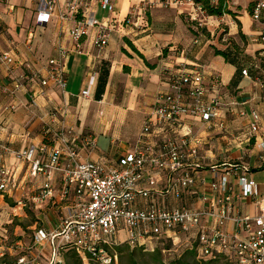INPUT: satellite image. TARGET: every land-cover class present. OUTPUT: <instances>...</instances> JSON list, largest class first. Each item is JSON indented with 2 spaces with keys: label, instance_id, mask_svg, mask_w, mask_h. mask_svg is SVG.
Instances as JSON below:
<instances>
[{
  "label": "built area",
  "instance_id": "built-area-1",
  "mask_svg": "<svg viewBox=\"0 0 264 264\" xmlns=\"http://www.w3.org/2000/svg\"><path fill=\"white\" fill-rule=\"evenodd\" d=\"M35 1L37 26L50 25L56 18L73 23L69 30L73 46L59 43L57 54L45 63H24L26 70L18 76L8 91L10 94L27 89V84L33 82L65 92L70 56L83 52V41L88 37H92L96 48H104L115 28L111 19L102 20L89 13L93 0ZM231 1L236 0H210L212 5L223 2L227 7ZM10 2L0 0V4L11 6ZM98 2L109 13L116 12L113 0ZM158 6L178 8L191 20L200 16L213 18L195 0H140V5L124 23L138 27L141 16ZM250 13L254 21L264 24V0H253ZM261 40L264 43V33ZM14 62L11 52H0V65L8 67ZM242 73L249 75L248 69ZM169 79V90L157 96L135 146L120 157L117 165L84 159L65 126L59 129L46 127L43 140L18 150L0 142V196L19 190V180L3 161L4 154L14 153L19 161L28 162L32 177L45 178L31 196L32 202L51 200L57 205L58 190L65 203L59 225L52 230L41 228L34 234V244H48L51 252L48 264L60 262L64 250L70 248L75 249L84 261H89L88 256H91L102 264H111L119 258L117 254L108 253L107 245L129 243L154 249L157 245L154 240L173 241L183 234L197 235L189 248L196 247L199 256L205 260L264 264V201H259L261 208L256 215L233 214L231 177L240 169H248L231 163L220 167L210 165L208 169L213 177L209 183L210 192L204 188L206 180L201 178L202 184L199 180V172L204 169L203 139L194 121L211 124L217 120L220 128L225 127L219 91L221 77L212 74L213 85L209 86L204 70L192 68L175 71ZM88 94V90H83V95ZM56 113L54 110L53 115ZM241 114L246 115L243 110ZM251 115L255 119L259 117L255 110ZM251 124L252 131L256 132L257 123ZM149 137L157 139L150 141ZM84 144L94 150L97 140L88 137ZM238 183L244 194L257 195L254 179L239 176ZM190 192L197 193L200 204L195 207L185 200V195ZM140 197L148 200L143 207L136 205ZM17 204L25 206L27 198L22 196ZM229 223L232 229L228 227ZM124 230L125 240L120 238ZM32 254L31 259L23 256L18 263L42 264L40 253Z\"/></svg>",
  "mask_w": 264,
  "mask_h": 264
},
{
  "label": "crops",
  "instance_id": "crops-1",
  "mask_svg": "<svg viewBox=\"0 0 264 264\" xmlns=\"http://www.w3.org/2000/svg\"><path fill=\"white\" fill-rule=\"evenodd\" d=\"M31 2L30 13L26 0H11V6L0 4V52H11L15 57V62L8 67L0 65V142L14 150L21 149L43 140L46 127L59 129L65 126L84 159L117 165L120 157L135 146L157 96L169 90L171 74L201 68L209 86L213 85L212 74L221 77L219 91L225 127L220 128L217 120L211 124L194 121L203 139L204 169L199 172V180H206L204 188L209 191L213 179L208 169L210 165L220 167L231 163L245 166L247 171L240 169L231 177L233 214L253 216L259 213V201H264V43L261 40L264 24L254 21L247 10L241 16L235 15L240 28L231 24L229 35L236 38L240 33L244 46L228 44L225 50L230 60H226L208 48L212 43L210 40L203 44V40L194 35L184 22L188 16L178 8L155 7L141 16L139 26L135 27L125 24L124 20L140 5V0H113L116 11L113 14L102 9L98 0H93L89 13L102 20L111 19L115 24L107 46L99 50L92 37L83 41V52L68 59L65 92L33 82L27 84V89L10 94L8 91L26 70L24 63H45L57 54L59 43L73 46L69 32L73 23L56 18L50 25L37 26L36 1ZM236 46H239L238 50ZM244 69H248V76L242 73ZM83 90H88L89 94L83 95ZM54 110H57L56 116ZM241 110L246 115H242ZM253 110L258 112L257 119L251 115ZM252 122L257 123L256 132L252 131ZM88 137L97 140L94 150L84 144ZM156 139L149 137L150 141ZM12 155L14 153L4 154L3 161L20 186L11 194L0 196V206L5 199L8 205V201L13 200L12 203L16 204L22 196L27 198L25 206L11 205V209L14 215L20 216H27L29 210L38 212L36 224L39 226H35L33 242L37 230L53 229L46 227L52 223L43 220L41 214L48 212L51 217L53 211L55 215L52 214L51 218L56 227L65 203L58 190L57 205L51 200L32 202L31 196L45 178L32 177L28 162L19 161L16 155ZM244 175L256 181L257 195L244 194L238 183V177ZM57 186L60 187L58 181ZM185 200L194 207L200 204L197 193L186 194ZM147 202L140 197L136 205L143 207ZM228 227L232 229L231 223ZM120 238L125 240V230L120 233ZM34 246L41 255L42 264H48L50 250L44 245Z\"/></svg>",
  "mask_w": 264,
  "mask_h": 264
},
{
  "label": "rangeland",
  "instance_id": "rangeland-1",
  "mask_svg": "<svg viewBox=\"0 0 264 264\" xmlns=\"http://www.w3.org/2000/svg\"><path fill=\"white\" fill-rule=\"evenodd\" d=\"M26 1L27 11L28 13H30L32 11V2L31 0ZM251 2V0L231 1V4L228 6V10L233 12L231 14L225 12L223 16H213V18L211 19L210 17L208 19H205L200 16V20H188L189 17H185L186 19H184V22L186 25L190 26V29H192L191 31L194 32V35L203 40V44H207L208 40L212 42L209 43L208 48L211 49L214 53L215 48L225 50L228 44L232 45L235 43H239V45L241 44V46H244V43L240 37V33L236 35V38L229 35V33L232 32L231 24H237L238 28H240L238 18L235 17V15L241 16V14L244 13L243 11L246 10L248 11V13H250ZM12 156L16 157L15 154ZM12 201H8L7 205L5 203V199L1 203L2 207L0 206V264H19L18 261L21 257L26 256L28 259H31L33 257L32 253L36 255L38 254L32 242V236L35 230V226H39V224H36V222L38 221V212H32L29 210L27 211V216L14 215V212L11 209V205L15 206L17 203H12ZM19 213L23 214L24 212L19 211ZM51 213L54 214L53 211H51ZM51 217L48 216V212L46 214H41V218L43 220L52 223L46 225V227L48 226L49 229H54L55 222ZM196 237L197 235L187 236L186 234H183L179 238L174 239L172 242L165 238L162 243L159 241V239H156L153 242L155 243V245L160 242L159 246H161L162 248H165V246L167 248L170 245V248L164 250V255L167 260H171L183 254L184 251L187 250L196 241ZM156 241L158 242L156 243ZM45 247L48 251L50 250L48 244H46ZM61 258L64 263L63 257ZM223 262L225 261L222 259V261L216 264H224Z\"/></svg>",
  "mask_w": 264,
  "mask_h": 264
},
{
  "label": "trees",
  "instance_id": "trees-1",
  "mask_svg": "<svg viewBox=\"0 0 264 264\" xmlns=\"http://www.w3.org/2000/svg\"><path fill=\"white\" fill-rule=\"evenodd\" d=\"M198 4L203 5L208 13L212 16L221 17L225 12L233 13L228 10L227 5L221 2L219 5H212L210 0H195ZM236 50L239 46L235 47ZM215 55H221L226 60H230L229 53L226 50H221L215 48ZM232 61V60H231ZM165 239L160 240L162 243ZM170 241V240H169ZM159 242V243H160ZM172 242V241H170ZM159 243L154 249H147L145 246H131L129 243H122L113 246H105L108 253L117 254V262H112L111 264H216L222 261V259H209L205 260L199 256L198 249L196 247L188 248L180 256L167 260L164 255V250L166 248L159 246ZM61 261L57 264H86L82 256L75 249L64 250ZM88 264H102L99 261L93 259V257L88 256ZM224 264H230L229 262H223Z\"/></svg>",
  "mask_w": 264,
  "mask_h": 264
}]
</instances>
